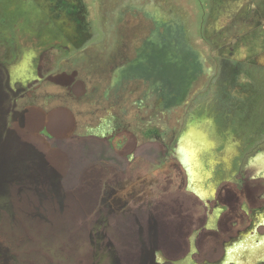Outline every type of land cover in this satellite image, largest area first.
Returning a JSON list of instances; mask_svg holds the SVG:
<instances>
[{
    "label": "rangeland",
    "instance_id": "rangeland-1",
    "mask_svg": "<svg viewBox=\"0 0 264 264\" xmlns=\"http://www.w3.org/2000/svg\"><path fill=\"white\" fill-rule=\"evenodd\" d=\"M134 1L151 10L159 8L167 17H179L187 41L205 69L190 83L181 102L170 111L156 113L154 121L157 101L151 97L148 83L132 80L115 91L112 87L114 71L135 57L138 34L145 32V27L134 28L139 17L126 15L115 22L124 0H0V160L8 157L2 143L8 132L5 125H9L28 152L48 162L58 157L66 161L61 189L73 187L74 196L86 199V193H92L94 197L87 203L93 200L96 210H79L68 223L72 264L139 263L134 228H117L119 211L114 204L119 203L113 199L111 209L115 210L100 208L98 212L96 207L103 195L98 199L94 192L108 177H101V158L110 163L111 173L115 166L112 159H122L125 164L129 158L136 167L133 175L151 177L149 187V182L135 177L132 182L124 178L121 182L119 175L117 180L110 176V184L120 181L117 188L124 192H115V196L122 200L150 190L154 200L165 193L175 194L177 182L172 185L176 187H169L174 193L165 192L168 182L164 176L173 177V158H179L186 160L185 167L191 173L188 187L201 189L207 194L204 199L210 198L211 189L218 193L229 190L239 205L248 207V226L241 230L245 237L251 235L256 223L264 222V171L262 179H253L255 171L247 167L252 156L264 153V92L258 94L264 89V73L252 72L253 65L241 64L260 59L264 66V0ZM68 3L77 4L76 14L67 11ZM239 65L242 68L236 69ZM16 77L18 81L13 82ZM206 83L213 86L207 88ZM145 95L147 101L143 100ZM13 107L19 112L11 122L10 113L5 111ZM155 122H164L170 131L163 144L153 143L141 133ZM8 136L10 141L16 140ZM177 148L181 155L176 154ZM229 151L234 157L241 153L240 161L227 159L226 165L223 158ZM86 167L92 168L89 174ZM88 176L93 180L89 189L83 184ZM246 182L249 202L241 197ZM185 199L193 205L191 198ZM81 202L77 199L76 204ZM198 208L203 221L210 224L212 212ZM232 216L242 218V213L238 209ZM256 232L264 236L263 227ZM193 235V231L188 233L187 242ZM205 244L200 241L199 245L206 248ZM184 262L204 264L197 255L181 264Z\"/></svg>",
    "mask_w": 264,
    "mask_h": 264
},
{
    "label": "flooded vegetation",
    "instance_id": "flooded-vegetation-1",
    "mask_svg": "<svg viewBox=\"0 0 264 264\" xmlns=\"http://www.w3.org/2000/svg\"><path fill=\"white\" fill-rule=\"evenodd\" d=\"M67 7L68 12L76 14L77 4L69 5L68 3ZM126 15L139 17V24L134 28L145 27V32L138 34L140 37L135 47V57L114 71L112 87L115 91L123 82L132 80H143L148 83L149 93L151 97L155 96L157 101L152 117L154 121L156 113L161 110L170 111L173 105L181 102L190 83L205 73V69L202 67L197 52L187 41L179 17H167L166 13L161 12L159 8L151 10L137 4L134 0H124L117 10L115 22H121ZM144 23H147V26ZM239 59H235L237 63L241 62ZM261 61L257 59L251 63L241 64L253 65L252 72L257 71L255 73L260 74L259 72L264 73V66L260 65V63L263 64ZM239 66L236 69L242 68L241 65ZM18 79L13 78V82ZM212 84L206 83L205 87L211 88ZM10 90L15 93L14 89L10 88ZM260 92H264V89L258 91V94ZM255 95L247 100L254 99ZM221 96L225 97L223 93ZM147 98H149L148 95H145L143 100L147 101ZM7 111L10 113V121H14L17 118L15 114L19 111L14 107L5 112ZM5 126L8 132L2 145L6 148L8 157L4 155L0 160L2 164V171H0V264H72L73 244L71 227L68 223L73 213L79 210H96L92 205L93 200L87 203L93 195L88 191L89 193L87 192L84 196L87 197L86 199L78 194L74 196L73 187L70 190L61 189V170L63 165L66 166V161L63 162L62 158L58 157L53 162H48L45 157L28 152L24 142L18 140L20 137L11 129L12 127ZM141 133L145 135V138H151V142L163 144L170 131L164 122L159 124L155 122V125L147 124ZM8 135H12L16 140L10 141ZM28 147L34 149L31 145ZM176 154L181 155L179 148ZM227 155L223 158L226 165L227 159L234 158L232 161L235 159L240 161L241 153L239 152L235 157L232 151L227 152ZM126 159L125 164L122 163V159H112L111 162L115 166L111 173L110 163L107 164L106 160L101 158L102 161L98 166L102 169L101 177L107 175L108 177L105 182H100L94 194L98 199L103 195L100 205L96 206L99 207L98 212L100 208L103 211L106 208L111 209L113 199L119 203V205L114 204L119 211L117 228L130 230L134 228L135 241L140 247L138 264H181L192 255L201 256L204 264L208 262L212 264L264 263V236H259L256 232L258 227L264 228V222L256 223L251 235L245 237L241 230L248 226L249 211L247 206L238 204L239 200L235 194L236 199L230 195L232 192L229 190H220L218 193L215 189H211L210 198L204 199L203 197L207 195L205 192L201 189H192L187 185L192 182V178L190 171L185 167L186 160L173 158L176 161V170L173 177L170 174L164 176L168 182L167 186L165 185L168 190L164 191L174 193L170 191V188L176 187L172 186L175 181L178 185L175 194L165 193L156 201L153 199V191L150 190L144 191L141 193L142 196H136L131 200L127 197L122 200V197L115 196L118 191L124 192L123 188H117L121 183L118 181L117 185L110 184L109 179H112L110 176L117 180V175H119L121 182L122 178L128 182L138 178V180L149 182V187L152 184L151 177L133 175L132 172L136 169L135 164H132V159ZM26 163L30 167L26 168ZM247 164L248 168L255 171L252 178L262 179L264 170L261 167H264V153L252 156ZM91 169V167L84 168L85 173L92 171ZM89 176L85 182L83 181L88 189L93 186V180L90 181ZM247 185L248 182L242 186L241 197L249 202L250 191ZM128 194L133 195V192ZM185 196L191 198L193 205L185 203ZM74 198L76 201L77 199L82 201L81 205L76 204ZM199 202L203 205H198ZM205 202L213 203L210 205ZM198 206H201L204 211H211L215 222L214 218L210 220L209 217L210 224L206 225L203 217L199 215L201 209ZM128 207L129 211L124 213L123 210ZM238 209L242 213V218L232 216V213H236ZM243 218H245L244 222ZM243 223H246L245 228L242 227ZM238 225L241 227L237 228ZM191 231L194 235L188 240V245L186 238ZM200 241L206 243V248L199 245ZM212 254L216 256L211 257ZM157 255L160 257L158 258ZM188 264L193 263L188 262Z\"/></svg>",
    "mask_w": 264,
    "mask_h": 264
},
{
    "label": "bare ground",
    "instance_id": "bare-ground-1",
    "mask_svg": "<svg viewBox=\"0 0 264 264\" xmlns=\"http://www.w3.org/2000/svg\"><path fill=\"white\" fill-rule=\"evenodd\" d=\"M194 155V154H193Z\"/></svg>",
    "mask_w": 264,
    "mask_h": 264
}]
</instances>
